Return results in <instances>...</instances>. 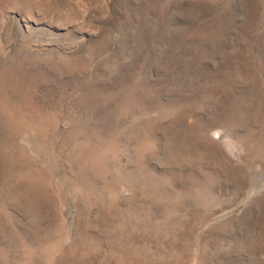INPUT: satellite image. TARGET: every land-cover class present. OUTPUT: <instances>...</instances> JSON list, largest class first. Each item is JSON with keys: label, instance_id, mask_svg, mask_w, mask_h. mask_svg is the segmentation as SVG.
Here are the masks:
<instances>
[{"label": "rangeland", "instance_id": "1", "mask_svg": "<svg viewBox=\"0 0 264 264\" xmlns=\"http://www.w3.org/2000/svg\"><path fill=\"white\" fill-rule=\"evenodd\" d=\"M0 264H264V0H0Z\"/></svg>", "mask_w": 264, "mask_h": 264}]
</instances>
